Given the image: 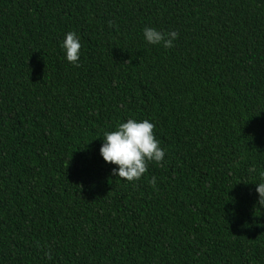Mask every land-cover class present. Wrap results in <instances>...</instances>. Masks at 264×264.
I'll list each match as a JSON object with an SVG mask.
<instances>
[{"label":"trees","instance_id":"16d2710c","mask_svg":"<svg viewBox=\"0 0 264 264\" xmlns=\"http://www.w3.org/2000/svg\"><path fill=\"white\" fill-rule=\"evenodd\" d=\"M128 119L166 152L134 182ZM262 171L264 0H0V264H264Z\"/></svg>","mask_w":264,"mask_h":264},{"label":"clouds","instance_id":"9594fccd","mask_svg":"<svg viewBox=\"0 0 264 264\" xmlns=\"http://www.w3.org/2000/svg\"><path fill=\"white\" fill-rule=\"evenodd\" d=\"M143 35L149 44H162L164 48H172L179 33L176 31L163 33L155 28L145 27ZM61 47L65 51L67 61L78 67L82 45L77 34L73 31L68 32ZM154 128V123L147 119L142 121L128 119L127 122L118 124L116 130L104 132L100 154L105 162L117 166L113 168L112 176L128 182L138 181L147 172L149 163L159 164L163 161L166 152L159 146ZM259 175L264 181V171ZM149 183L155 187L156 177L153 176ZM257 185L258 205L264 207V182Z\"/></svg>","mask_w":264,"mask_h":264}]
</instances>
